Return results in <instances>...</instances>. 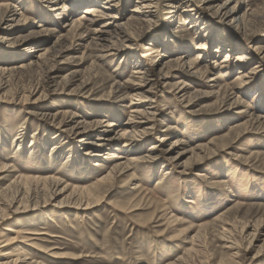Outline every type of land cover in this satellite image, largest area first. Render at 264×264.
<instances>
[{
	"label": "rangeland",
	"instance_id": "obj_1",
	"mask_svg": "<svg viewBox=\"0 0 264 264\" xmlns=\"http://www.w3.org/2000/svg\"><path fill=\"white\" fill-rule=\"evenodd\" d=\"M151 1L0 0V264H264V0Z\"/></svg>",
	"mask_w": 264,
	"mask_h": 264
},
{
	"label": "bare ground",
	"instance_id": "obj_2",
	"mask_svg": "<svg viewBox=\"0 0 264 264\" xmlns=\"http://www.w3.org/2000/svg\"><path fill=\"white\" fill-rule=\"evenodd\" d=\"M147 1V0H146ZM148 1H151V0H148ZM154 1V0H153ZM153 1H151V2H149V6H152V2ZM204 2H207V4H208V7H212V8H215V6H217L216 7V11L222 16V18H226V19H231L232 21H236V20H238L235 16H234V14H232V11H229L228 10V8H227V6H226V4H222V5H220V6H218V5H214V6H212L213 5V3H216V2H214L213 0H204ZM110 3V2H109ZM147 3V2H146ZM27 6V5H26ZM148 6V7H149ZM153 7V6H152ZM207 7V8H208ZM108 8L109 7H107V10H108ZM146 8H147V6H146ZM9 11H10V9H9ZM9 13V12H8ZM104 16H106V17H104L106 20L104 21V23H106L103 27H109V26H111V25H114L115 24V22H116V20H115V18H116V16H112V15H110V13L109 12H105L104 11ZM16 18V17H15ZM93 18V17H92ZM114 19V20H113ZM94 19H92V22H94L93 21ZM109 20H113V21H109ZM102 22V21H101ZM128 22V21H127ZM121 24V23H120ZM103 25V24H102ZM122 26V25H121ZM78 27V26H77ZM102 28V27H101ZM97 29H99V27L97 28ZM105 29V28H104ZM104 29H102V31L104 30ZM100 30V29H99ZM125 30V29H124ZM107 32V31H106ZM96 33H97V31H96ZM100 33H101V31H100ZM122 33V32H121ZM105 34V33H104ZM101 35V34H100ZM83 36V35H82ZM123 38V37H122ZM128 40V39H127ZM119 53V52H118ZM240 57H237V61H239V62H242V61H245L246 59H247V56H244V55H239ZM139 73H141V71L139 70L138 71ZM246 74H242L241 73V75H240V77H238V78H242V77H244ZM3 76V75H2ZM124 85V84H123ZM136 85V84H135ZM118 86V85H117ZM143 115V114H142ZM70 117V116H69ZM142 122V121H141ZM132 124V123H131ZM112 126V125H111ZM121 130V129H120ZM103 132V131H102ZM151 150H154V147H152L151 148ZM147 157H151V155H147ZM164 158V157H163ZM123 162V161H122ZM5 166V165H4ZM8 167V166H7ZM5 171V170H4ZM38 174V173H37ZM22 176V175H21ZM23 177V176H22ZM21 177V178H22ZM20 178V177H19ZM36 178H38V177H36ZM32 179V178H31ZM39 180V179H38ZM36 187V186H35ZM14 191V190H13ZM80 194V193H79ZM15 195V194H14ZM85 195V194H84ZM12 198V197H11ZM89 199V198H88ZM105 200V199H104ZM90 201V200H89ZM22 203V202H21ZM7 204V203H6ZM90 203H88L84 208H90L89 205ZM96 205V204H95ZM20 206H21V204H20ZM93 206V205H92ZM19 231H21V230H19ZM35 235H37L35 232H32V231H27L26 233H22L19 237H20V239H23V243H25V244H27V245H31V241L33 240L32 238V236H35ZM17 236V235H16ZM12 238H14V237H12ZM11 238V239H12ZM38 239V238H37ZM17 239H14V241H16ZM21 242V241H20ZM5 245V244H4ZM3 246V245H2ZM28 255V254H27ZM20 257V256H19ZM21 258V257H20ZM17 261V260H16Z\"/></svg>",
	"mask_w": 264,
	"mask_h": 264
}]
</instances>
